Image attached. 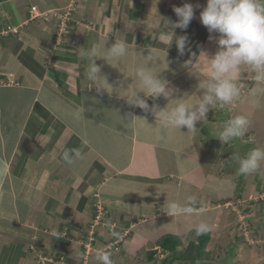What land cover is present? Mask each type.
Instances as JSON below:
<instances>
[{"label":"crops","instance_id":"0c3cea01","mask_svg":"<svg viewBox=\"0 0 264 264\" xmlns=\"http://www.w3.org/2000/svg\"><path fill=\"white\" fill-rule=\"evenodd\" d=\"M206 2L156 5L158 15L173 23V7L200 5L186 30L175 29L188 36L197 56L217 51L218 34L210 40L199 19ZM157 13L153 0H0V264H99L97 251L110 252L114 264H153L147 256L162 253L161 238L175 235L184 242L201 222L211 226L207 252L221 250L241 237L237 211L263 244L264 162L242 175L235 159L264 148V101L256 107L247 97L250 71L242 70L241 99L211 110L191 134L184 127L162 128L151 113L115 93L97 92L88 78L92 46L106 40L107 50L125 38L137 53L158 47L163 58L168 50L162 75L178 90L174 98L197 105L198 81L182 68L190 54L179 57L175 43L168 49L169 43L152 39L157 26L167 27ZM141 63L130 55L119 70L96 60L110 84L121 81L129 91ZM147 99L150 106L168 103ZM74 112L83 118L75 120ZM240 115L252 126L222 144L223 125ZM73 149L81 157L69 165L63 153ZM188 197H195L194 214H166V201L184 204ZM99 208L107 215L97 221ZM232 245L228 251L241 247Z\"/></svg>","mask_w":264,"mask_h":264},{"label":"clouds","instance_id":"9594fccd","mask_svg":"<svg viewBox=\"0 0 264 264\" xmlns=\"http://www.w3.org/2000/svg\"><path fill=\"white\" fill-rule=\"evenodd\" d=\"M159 3L160 0H153L156 13V5ZM197 8H200V5L194 7L191 3L173 7V12L178 18L175 23L162 18L157 13L167 27L157 26V30L152 35L154 40L169 43L168 49L175 43L179 57L190 54V58L184 61L182 68L198 81L197 92L202 94L197 105L189 106L184 102V98H174L178 90L162 75L169 68L168 50L163 58L160 55L163 49L158 47H147L137 53L136 45L130 49L129 42L125 38L119 42L115 41L107 50H105L106 40L102 44H94L88 53L94 58L88 69V78L94 83L97 92H106L109 95L115 93L129 106L151 113L164 129L179 131L184 127L191 134L198 130L196 127L198 122L204 124L207 121L211 110L234 104L241 99L246 87L244 81L247 79L242 70L247 69L253 74L254 81L252 85L247 86V97L254 106L261 107V102L264 101V0H207L206 6L200 11L199 19L210 34V40L214 38L212 34H218L215 37L217 51L211 56L204 50H201L197 56L191 50L188 36H177L175 33V29L188 28ZM144 52L147 54L144 55ZM130 55H139L142 59V63L135 69L136 87L131 91H129L130 87L125 89L121 81L117 82L119 86L110 84L107 76L101 75V68L96 64V60L103 59L113 68L120 70L121 59ZM186 96L192 95L185 94L184 97ZM148 97L154 100L163 97L168 103L163 108L157 104L150 106ZM170 105L174 106L169 107ZM73 118L79 121L83 117L79 112H74ZM132 120L145 122L144 119L137 117H133ZM251 126L252 121L246 116H235L223 125L218 139L222 144H228L243 137ZM80 157L81 153L76 149L65 150L63 153V159L69 165ZM235 159L238 160L240 174L255 173L260 168L261 162H264V148L256 147L244 157ZM229 162L221 160L222 165H227ZM194 204L195 197H188L184 204L175 200L166 201V214L171 217L190 216L196 212ZM199 211L202 213L203 209ZM210 230L211 226L204 222L195 227L197 235L206 234ZM95 259L99 264H114L111 253L107 251H97Z\"/></svg>","mask_w":264,"mask_h":264},{"label":"rangeland","instance_id":"374dc122","mask_svg":"<svg viewBox=\"0 0 264 264\" xmlns=\"http://www.w3.org/2000/svg\"><path fill=\"white\" fill-rule=\"evenodd\" d=\"M232 207L231 205L229 206ZM236 210V208H233ZM237 216V228L240 229L241 237H235L231 239L219 250V248H214L206 256L205 260L199 261L196 264H264V242L260 243L256 239V234H251V223L244 220V216L241 215L240 211ZM242 218V219H241ZM168 236V235H167ZM241 247H234L231 251L227 249L230 248L231 244L234 243ZM183 249H186L189 244L188 240L184 241ZM263 246V247H262ZM231 249V248H230ZM259 254V256H257ZM157 257L162 259L165 254L159 253ZM142 262V261H141ZM143 263V262H142ZM175 264H193L192 262H184Z\"/></svg>","mask_w":264,"mask_h":264},{"label":"trees","instance_id":"16d2710c","mask_svg":"<svg viewBox=\"0 0 264 264\" xmlns=\"http://www.w3.org/2000/svg\"><path fill=\"white\" fill-rule=\"evenodd\" d=\"M187 240L189 244L186 249H183L184 243L180 237L175 235L165 236L157 243L158 248L161 249L162 254H165V257L158 258L157 250L149 252L147 257L153 264H175L176 262L196 264L205 260V256L209 253L207 248L211 241L210 233L197 235L194 230L189 233Z\"/></svg>","mask_w":264,"mask_h":264},{"label":"built area","instance_id":"2783aa9c","mask_svg":"<svg viewBox=\"0 0 264 264\" xmlns=\"http://www.w3.org/2000/svg\"><path fill=\"white\" fill-rule=\"evenodd\" d=\"M32 19H34L35 17V13L37 12V8L33 7L32 10ZM8 31L14 32L16 33V29H14L13 27H8ZM0 82H3L2 80H0ZM107 215V212H105L102 208H99V213H98V217H97V221L102 220V218H104V216ZM242 219V218H241Z\"/></svg>","mask_w":264,"mask_h":264}]
</instances>
